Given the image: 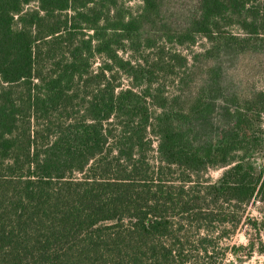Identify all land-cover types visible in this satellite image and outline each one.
<instances>
[{
  "label": "trees",
  "instance_id": "trees-1",
  "mask_svg": "<svg viewBox=\"0 0 264 264\" xmlns=\"http://www.w3.org/2000/svg\"><path fill=\"white\" fill-rule=\"evenodd\" d=\"M184 1L0 0V264L264 255V0ZM224 53L241 74L206 136Z\"/></svg>",
  "mask_w": 264,
  "mask_h": 264
},
{
  "label": "rangeland",
  "instance_id": "rangeland-1",
  "mask_svg": "<svg viewBox=\"0 0 264 264\" xmlns=\"http://www.w3.org/2000/svg\"><path fill=\"white\" fill-rule=\"evenodd\" d=\"M134 2H130L129 4L133 7H136L137 1ZM178 7L179 8L176 9L177 14L179 16H183L185 14L184 12H186L185 9L189 8V5L187 1L179 0ZM204 44V40L198 39L197 45L191 50L200 49L203 47ZM175 48H177L183 54L187 55L190 53L189 50L184 49L182 47L176 46ZM216 63L219 64V66L221 67V71L216 70V73L214 74V76H212V78L216 80L218 77H221L222 89L219 90L218 87L215 86L214 91L209 93L210 100L208 102V107L206 108V111L204 112L203 116H200L205 117L206 128L204 130V134L206 136L212 134V132L214 131V126L220 125L224 121L223 113L219 107L220 102L214 101L213 97L222 94H227L231 90L237 89L238 87V83H236L235 81L236 77H230V75L232 73H235L236 70L239 68H236V65L238 63L237 58L235 56H231L230 54L224 53L218 57ZM254 64L256 63H253V65ZM238 73L241 74L240 68L238 70ZM123 83L126 84V80H123ZM255 83L257 86H264V78L258 77L257 79H255ZM164 89L166 94H171L176 90V87L174 86V84H172L169 79H167L166 87ZM151 110H154V107H151ZM262 128L264 129V114ZM154 156L155 153H152L151 159L154 160ZM249 161L253 164L256 174L264 172V143L260 149L253 151L249 155ZM223 169L224 168L211 169L209 171V177L212 180H217L221 176ZM255 205L258 204H250L246 207L244 212V218L246 216L257 215ZM250 231V227L246 224V222L241 223L236 228L234 235L231 238L224 240V246L230 247L232 245H246L248 242L247 233H249ZM223 261L225 262V264H264V255L259 254L257 252L253 253L252 255H247V250L239 251L237 255H232L229 252H226Z\"/></svg>",
  "mask_w": 264,
  "mask_h": 264
}]
</instances>
